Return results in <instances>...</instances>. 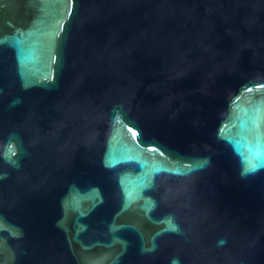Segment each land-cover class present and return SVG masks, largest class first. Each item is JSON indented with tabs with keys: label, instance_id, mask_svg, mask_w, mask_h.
<instances>
[{
	"label": "water",
	"instance_id": "1",
	"mask_svg": "<svg viewBox=\"0 0 264 264\" xmlns=\"http://www.w3.org/2000/svg\"><path fill=\"white\" fill-rule=\"evenodd\" d=\"M0 264H264V0H0Z\"/></svg>",
	"mask_w": 264,
	"mask_h": 264
}]
</instances>
